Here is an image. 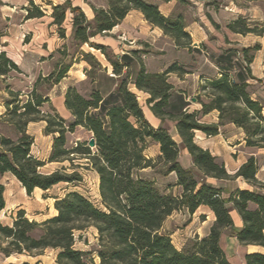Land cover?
Instances as JSON below:
<instances>
[{
	"label": "trees",
	"instance_id": "obj_1",
	"mask_svg": "<svg viewBox=\"0 0 264 264\" xmlns=\"http://www.w3.org/2000/svg\"><path fill=\"white\" fill-rule=\"evenodd\" d=\"M177 1L185 3L184 0ZM31 7L35 12L27 10V20L45 16L33 3ZM52 9L53 25L58 28L61 38H65L63 24L70 12L73 15L74 43L78 47L87 44L100 51L111 63L116 76H120L128 65L113 60L106 47L90 40L112 31L133 10L141 12L149 24L173 38L178 46L191 44L182 14L166 18L157 6L145 0H109L108 9H95L92 22L70 2ZM227 28L241 35H262L264 32V27H252L244 17ZM260 48L255 45L242 51L245 70L251 78L250 65L254 55L248 57V51L256 53ZM59 52L68 56L65 51ZM86 57L91 64L95 62L99 66L92 55ZM86 57L83 60L88 61ZM72 66L73 61L63 64L57 73L41 80L52 87L57 86ZM18 70V65L7 53L1 52L0 76ZM183 72L173 66L165 74L157 75L147 73L141 66L136 77H117L122 78L118 88L106 99L94 87L96 79L90 77L93 88L89 95H82L76 87L68 88L64 95V107L70 119H65L56 109L45 112L43 107L50 102L46 96L28 95L26 100H20L18 93L9 91L11 100L0 117V213L6 209L5 186L1 182L6 174L12 175L28 196L36 190L48 192L62 184L69 187L62 196L54 197L56 215L52 218L43 222L32 221L24 210H18L10 225L0 221V255L5 258L27 255L36 260L26 264H43L38 259L49 250L56 252L55 264H231L221 247V237L227 229L242 246L264 248V193L237 190L227 198L222 197L223 190L201 181L198 173L217 180H231L233 177L223 162L195 143L196 132L212 137L220 133L221 127L234 125L243 131L247 148L264 149V102L252 98L246 82H238L229 74H223L205 81L201 87L202 95L196 97L202 106L201 111L189 113L181 109L174 112L171 102L173 87L168 83L167 75ZM129 86L150 96L145 103L162 123L167 120L175 123L180 144L173 140L167 128L151 126L138 97ZM214 111L218 113L219 123H203V116ZM38 122L46 124L44 133L53 138L48 163L68 162L69 167L47 174L41 172L46 163L33 155L35 138L27 131L31 123ZM4 125L16 139L2 132ZM79 127L92 134L95 149L89 148L88 142H79L74 148L69 146L68 135ZM151 144L159 145L157 160L146 157ZM182 150L191 156L195 169L181 166ZM76 160L84 161V166L97 175L99 206L83 193L73 190L84 180L77 170L81 165H75ZM157 163L163 166L160 169L162 176L173 173L177 176L181 194L168 193L169 186L163 191L154 180L142 175L143 170L156 172ZM258 170L256 159L251 157L234 177L257 184ZM228 204H232L241 217L243 226L237 231ZM201 207L208 208L215 216L209 234L189 239L184 248L178 250L170 236L163 232L165 221L174 212L186 210L193 215ZM90 226L98 232L96 248L77 250L76 233ZM245 264H264V254L246 255Z\"/></svg>",
	"mask_w": 264,
	"mask_h": 264
},
{
	"label": "crops",
	"instance_id": "obj_2",
	"mask_svg": "<svg viewBox=\"0 0 264 264\" xmlns=\"http://www.w3.org/2000/svg\"><path fill=\"white\" fill-rule=\"evenodd\" d=\"M1 1L4 4V8H14L18 10V5H20V8L22 9L20 12L24 14L23 18H25L26 25L33 22H42L43 19L46 18L49 20L52 28L55 27L57 30L58 28L53 25L52 11L47 12V10L51 9L53 6H61L66 2H70L73 8L81 9L86 19L90 22H92L95 18V9L106 10L109 7V0ZM145 1L157 6L160 13L166 18L182 14L179 13V8L181 6H195L199 11V14L197 15V19L194 21L187 22L186 17L182 14L185 22V32L190 35L191 44L186 47L178 46L173 38L165 35L161 29L149 24L141 12L136 10L131 11L120 24L113 28L112 31L90 40L91 43L104 46L111 50L115 56L113 59L117 60L120 64L126 63V65H128V67L123 69L120 76H116L113 73L111 63L108 62L111 70L106 68L102 71V73L106 74L105 80L107 81L109 87L106 88L105 91H103L102 88L96 87L105 99L116 92L119 83L117 77H136L141 70V66L144 67L147 73L157 75L165 74L173 66H178L184 71L183 73H170L167 75V81L173 87L171 102L173 104L174 112L180 111L181 109H184V111H188L189 113L201 111L202 106L196 101V97L202 95L201 87L204 85L205 81L219 78L223 74H229L230 77L234 78L238 82H246L249 85L250 91L255 88L254 86L258 83V81H261L264 78V74H262V77H257L252 71V66L257 64L259 54H263L264 52V46L259 41L260 38L264 37V32L262 35H241L233 33L227 28L230 23L236 21L240 17H244L248 19L249 23L262 22V26L257 24H253L252 26L262 29L264 27V11L260 5L257 4L258 0H246L249 6L244 8L239 6L241 0H184L185 3H179L177 0ZM186 1L188 2L186 3ZM30 3H33L36 7L40 8L44 12L45 16L41 19L27 20L26 16L28 4ZM45 3L49 6H46ZM218 3L222 4L219 5ZM72 18L73 15L68 12L66 14V20L63 24V29L65 30V33L70 34L69 38L73 40ZM122 36L126 40V45L121 42ZM256 44L260 45L261 48L258 52H256L254 60L250 65L252 79L249 73L245 70V64L242 59L241 51L254 47ZM84 46L88 45L85 44L80 47L82 48ZM143 47H149L147 50H149L150 53H144L145 51H143ZM91 50L94 49L91 48ZM49 57L53 58V55H49ZM40 58L46 59L48 57L41 55ZM74 66H76V64H73L63 81L69 78ZM262 70L264 72V68ZM192 77H198L200 79L195 90L193 89L194 86L190 85ZM99 82L100 80L97 79L96 86ZM70 87L75 86H68L66 91ZM138 93L143 96L145 102L150 97L148 94L143 92L138 91ZM251 93L253 99L264 101V96L261 97L254 92ZM62 106L69 117L63 116L60 113V110L55 108L56 111L65 119H70L71 116L64 107V101ZM150 114L152 120H148L147 117L146 119L153 128L158 129L161 126L167 128V121L162 123V121L155 117L151 111ZM202 122L205 124H218V113L214 111L203 116ZM172 126L173 136L170 133V129H167L169 130L173 140L177 144H180L181 140L177 134L174 122H172ZM233 138H237V142L239 144L233 145ZM195 143L204 150H208L213 156L223 162L228 174L233 177L231 180H217L214 178L204 177L201 173H198L201 181L208 183L215 188L222 189V197L227 198L230 194L237 190L264 193V188H261L264 187L261 186L264 184V155L261 152L264 149L247 148L245 135L241 129L235 127L234 125H225L220 128V133L217 136L212 137H208L201 132H196ZM153 146L157 149V154L159 156V145L153 144ZM237 147L243 148L241 152L238 151L239 154H237L236 151ZM148 150L149 148L146 151V157L151 159L152 157H148L147 155ZM251 157L256 159L259 167L256 175L257 184L248 183L241 177H234L241 166L244 165ZM262 158L263 161H261ZM179 162L184 169H195L192 158L186 150H182ZM149 171L153 172V170L148 169L143 170L141 173L143 176L148 177L144 174ZM171 176H173V194L179 195L181 194V188L177 186V176L174 173L161 178L162 180H166ZM150 179L154 180L161 189V186L159 185V177L154 176ZM166 189L167 188L165 187L161 190L165 191ZM167 192L169 193L170 190H167ZM227 207L230 210L236 231L241 229L243 226L241 217L232 204H228ZM174 220H176V223L183 221L181 225H178L177 229L173 230V244L178 250H181L184 248L189 239L196 236H199L200 238L207 236L215 221V216L208 208L201 207L193 215L189 214L186 210L174 212L173 221ZM230 232H232L230 229L224 231L221 237V247L231 264H245V257L248 254H264V248L258 246H242L235 236L230 237ZM237 246L239 251L236 253L237 258L234 260L232 259L235 256L233 252Z\"/></svg>",
	"mask_w": 264,
	"mask_h": 264
},
{
	"label": "rangeland",
	"instance_id": "obj_3",
	"mask_svg": "<svg viewBox=\"0 0 264 264\" xmlns=\"http://www.w3.org/2000/svg\"><path fill=\"white\" fill-rule=\"evenodd\" d=\"M218 4L221 5L222 3ZM257 4L260 5L264 11V0H258ZM3 5L4 4L2 3V6H0V53L6 52L7 56L18 64L19 70L11 71L5 77L0 76V117L6 112V104L11 100L9 91L18 93L20 95V100H26V96L28 95L46 96L49 98L50 102L44 105L43 110L45 112H52V109L56 108L60 110V113L63 116L69 117L62 106L64 93L68 86H75L82 95L87 96L93 88L90 77H94L96 80H100L97 86L94 85L95 88H102V90L105 91L106 88L109 87L105 80L106 74L102 73V71L106 68L111 70V67L108 64L109 61L106 60L105 56L100 51H97L96 49L91 50L89 45L82 48L78 47L74 41L69 38V33H65V39H62L58 30L55 27L52 28L49 20L46 18L43 19L42 22H33L26 25L25 18H23L24 14L20 12V10H22L20 5H18V10L14 8H4ZM45 5L49 6L47 3H45ZM239 6L244 8L249 5L246 0H241ZM28 10L35 12V8L31 7V3L28 4ZM50 11L53 13L52 8L47 10V12ZM179 13H182L186 17L187 22H192L197 19L199 11L195 6L192 7L185 5L179 8ZM249 24L250 26H253V24L259 26L263 25L262 22ZM259 41L264 46V37L260 38ZM121 42L124 45L127 44L123 36ZM148 48L149 47H143V51H145L144 53H150L149 50H147ZM59 51H65L68 56L65 57L61 55ZM108 53L112 59L115 58L111 50L108 49ZM255 54L256 53L253 51H248V57H251L252 55L255 56ZM41 55L48 58L42 59L40 58ZM49 55H53V58L49 57ZM86 55H92L95 58V61L99 63V66L95 62L91 64V60L89 58L87 59ZM85 57L88 61H82V58L84 59ZM71 61H73V64H76V66L72 69L69 78L64 80L58 86L52 87L50 83L41 80L52 74L54 75L63 64H69ZM92 61H94V59ZM263 68L264 52L263 54H259L257 64L252 66V71L257 77H262V74H264L262 70ZM124 77L125 76L122 78ZM122 78L118 80L120 81ZM199 80L198 77L191 78L190 85L194 86V90L196 89L197 83L199 84ZM254 87L255 88L252 89L251 92L263 97L264 78L261 81H258ZM129 88L138 97V101L143 108L145 117H147L148 120H152L143 96L132 86H129ZM33 91L34 93H32ZM261 101L264 102L263 100ZM45 127L46 124L43 122L31 123L28 126L27 131L28 134L35 138V145L33 146L32 153L36 158L46 163V166L41 169V172L47 174L62 167H69L70 164L68 162L63 164L48 163L53 138L45 135ZM166 127L170 129V133L173 136V126L170 120H167ZM1 130L5 135L16 139V136L12 134L7 126H2ZM91 138L92 134L79 127L74 133L68 135L69 146L74 148L77 143L88 142ZM237 144H239L237 138H233V145ZM242 150L243 148L237 147V154H239L238 151L241 152ZM261 152L264 155V150ZM147 155L148 157L151 156V159L157 160V149H155L153 144L150 145ZM261 161H263V158ZM75 165H81L77 170L83 176L84 180L77 188H73V190L83 193L91 199L95 205L99 206V179L97 175L84 166V161L76 160ZM157 167L158 170L156 172L149 171L144 175L150 178L154 176L159 177L160 183L162 184L159 183L161 189H164L165 187L168 189L170 187V193H173V187L170 186L173 184V176L166 180H162L161 177L163 176L160 174V169L163 166L162 164L157 163ZM71 171L72 170L69 169V172ZM1 182L5 186V200L7 207L2 213H0V221L5 225H10L12 223L13 219L17 217L16 214L18 210H24L28 219L37 222H43L46 219L54 217L56 215L54 209V197L62 196L67 190V187H69L62 184L48 192L36 190L32 196H28L22 185L12 175L6 174L1 178ZM261 186H264V184ZM177 223L176 220L173 221V215L168 217L164 223L163 232L170 236L172 242L173 230L177 229L178 225H181L183 221ZM230 237H233L232 232H230ZM97 243L98 232L92 226L88 227L85 231L76 233L75 248L77 250H93L96 248ZM238 251L239 248L237 246L233 252L235 256L232 259L235 260L237 258L236 253ZM55 255L56 252L49 250L46 251L43 256L39 257L38 260L43 264H55ZM35 261V259L27 255H13L10 258H5L0 255V264H26L34 263Z\"/></svg>",
	"mask_w": 264,
	"mask_h": 264
},
{
	"label": "water",
	"instance_id": "obj_4",
	"mask_svg": "<svg viewBox=\"0 0 264 264\" xmlns=\"http://www.w3.org/2000/svg\"><path fill=\"white\" fill-rule=\"evenodd\" d=\"M195 101V100H193ZM88 146L89 148L91 149H95L96 148V142H95V139L94 138H91L89 141H88Z\"/></svg>",
	"mask_w": 264,
	"mask_h": 264
},
{
	"label": "bare ground",
	"instance_id": "obj_5",
	"mask_svg": "<svg viewBox=\"0 0 264 264\" xmlns=\"http://www.w3.org/2000/svg\"><path fill=\"white\" fill-rule=\"evenodd\" d=\"M25 191V190H24Z\"/></svg>",
	"mask_w": 264,
	"mask_h": 264
}]
</instances>
